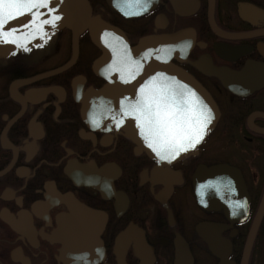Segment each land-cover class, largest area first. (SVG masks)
Here are the masks:
<instances>
[{
	"label": "flooded vegetation",
	"instance_id": "1",
	"mask_svg": "<svg viewBox=\"0 0 264 264\" xmlns=\"http://www.w3.org/2000/svg\"><path fill=\"white\" fill-rule=\"evenodd\" d=\"M87 1L130 46L185 31L187 51L170 62L219 116L194 148L161 160L83 115L85 96L89 109L110 83L93 69L102 51L88 32L76 59L66 28L0 55V264H264V0H152L132 17ZM247 65L259 76H238ZM61 228L74 233L69 259Z\"/></svg>",
	"mask_w": 264,
	"mask_h": 264
},
{
	"label": "water",
	"instance_id": "2",
	"mask_svg": "<svg viewBox=\"0 0 264 264\" xmlns=\"http://www.w3.org/2000/svg\"><path fill=\"white\" fill-rule=\"evenodd\" d=\"M108 2L112 3V6L120 13L132 17L144 12L152 0H108ZM176 11L181 13L177 9ZM188 13L190 12H183V14ZM55 17H59V19H55ZM15 20L8 21L3 27V30L9 33L7 37L9 42H0L1 55H9L33 47L59 29L68 28L72 32L74 59H76L78 37L84 31H87L92 42L102 51L93 63V69L100 76L109 77L110 83L92 92L94 94V98L92 97L94 104L89 109L85 104L87 100L84 99L83 115L85 118L90 117L91 119L93 117V123L102 122L116 126L120 125L127 131V136L146 149L150 155H156L157 153L149 146V141L142 134L136 115L126 114L133 112L137 105V99H141L140 92H142V89L143 92L153 93L167 90L169 93H175L178 99L188 100L190 106L197 113L207 111L210 115V122L207 123L202 138L195 143V146L215 126L219 112L214 100L191 75L170 62V58L175 54L183 50L187 51L185 50V43L187 42L183 41L185 31L146 36L141 38L135 46H130L126 36L120 29L110 25L99 15H92L87 0H74V2L73 0H47L46 7H37L31 13L18 16ZM188 45H191V43L188 42ZM256 70L247 65L240 71L238 76L247 78V75L254 71V75L258 77L259 74ZM145 71L149 73H144ZM216 72L217 70L213 68L212 73L217 74ZM140 76L152 78V81L147 80L148 86L139 87L137 83ZM219 77L225 87L232 88L228 82L230 80H225L220 75ZM123 78H126V82L122 81ZM250 82L251 80L243 81L240 84ZM231 83H236V81H231ZM233 91L243 93L249 90L233 89ZM192 93L195 95L192 96ZM124 94L126 95L125 101ZM188 106L185 105V107ZM195 119L196 117H193V121ZM185 147V151H180L178 154L172 152L171 155L174 158L181 157L188 150L194 148L187 147L186 144ZM164 151L167 153L170 149L165 148ZM219 170L221 169L212 172ZM196 191L199 196V177L196 179ZM72 232L70 229H62L60 232L61 241L65 245L63 254L66 259L71 257L69 251L72 239H74V233Z\"/></svg>",
	"mask_w": 264,
	"mask_h": 264
},
{
	"label": "snow or ice",
	"instance_id": "3",
	"mask_svg": "<svg viewBox=\"0 0 264 264\" xmlns=\"http://www.w3.org/2000/svg\"><path fill=\"white\" fill-rule=\"evenodd\" d=\"M46 6L47 0H0V42H9V33L3 30L9 20L31 13L37 7ZM126 114L136 115L142 134L161 160L174 158L172 152L178 154L185 151V144L187 147H194L210 122V115L206 110L197 113L188 100L178 99L175 93L167 90L143 96L133 112ZM193 117H196L195 121ZM165 148L170 151L166 153Z\"/></svg>",
	"mask_w": 264,
	"mask_h": 264
},
{
	"label": "bare ground",
	"instance_id": "4",
	"mask_svg": "<svg viewBox=\"0 0 264 264\" xmlns=\"http://www.w3.org/2000/svg\"><path fill=\"white\" fill-rule=\"evenodd\" d=\"M73 2H74V0H73ZM13 20H15V19H12V20H9V22H12ZM16 21V20H15ZM23 51V50H22ZM19 52H21V51H19ZM16 53H18V52H16ZM16 53H13V54H16ZM1 55V54H0ZM5 55H7V54H5ZM74 61V60H73ZM73 62H71V63H67V64H65L64 66H62V67H60V68H58V69H56L54 72L56 73V72H59V71H62V70H64V69H66L70 64H72ZM50 74V73H49ZM45 74H41L40 76H39V78H41V77H43ZM72 84H73V92H74V79L72 80ZM34 97H36V98H38V97H40V96H38V95H35ZM69 255L72 257L73 255H74V253L72 252V250H71V245H70V251H69ZM64 257H65V259H66V256L64 255Z\"/></svg>",
	"mask_w": 264,
	"mask_h": 264
}]
</instances>
